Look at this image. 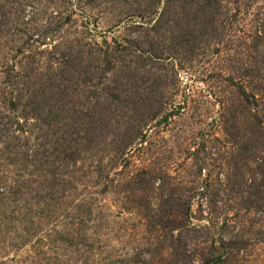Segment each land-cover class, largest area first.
Returning <instances> with one entry per match:
<instances>
[{
  "label": "rangeland",
  "instance_id": "obj_1",
  "mask_svg": "<svg viewBox=\"0 0 264 264\" xmlns=\"http://www.w3.org/2000/svg\"><path fill=\"white\" fill-rule=\"evenodd\" d=\"M0 264H264V0H0Z\"/></svg>",
  "mask_w": 264,
  "mask_h": 264
}]
</instances>
